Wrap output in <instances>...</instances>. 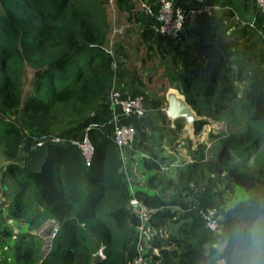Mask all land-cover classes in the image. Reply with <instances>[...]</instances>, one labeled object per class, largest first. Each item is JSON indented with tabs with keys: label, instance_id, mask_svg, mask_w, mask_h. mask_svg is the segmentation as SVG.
Wrapping results in <instances>:
<instances>
[{
	"label": "trees",
	"instance_id": "16d2710c",
	"mask_svg": "<svg viewBox=\"0 0 264 264\" xmlns=\"http://www.w3.org/2000/svg\"><path fill=\"white\" fill-rule=\"evenodd\" d=\"M233 3L234 0H205L207 8L195 15L187 31L188 37L200 42L214 40L219 23L233 16ZM252 3L253 28L260 29L264 37V11L256 9L254 0ZM0 4L4 9V14L0 13V72L7 67L8 60L14 58L36 67L32 90L23 100L19 93L13 92L10 79L0 78L1 102L15 105L16 109L20 107L19 123L0 117V145L7 158L5 177L12 187L10 213L16 215L25 208L39 206L58 223L50 250L42 256L36 243L15 235L18 229L3 216L0 201V253L4 264H125L129 258L127 246L138 225V217L128 206L130 190L121 176L120 154L111 137L90 125L87 133L95 150L89 165L68 139H31L78 130L97 108L113 72L112 60L104 47L105 24L100 22L105 14L102 0H25L24 4L20 0H0ZM23 5L25 11L19 12L18 8L23 9ZM32 10L39 11V16ZM44 18L53 26H48ZM152 31L145 25L141 34L148 38ZM50 44L59 50L52 58L47 52ZM193 48L185 45L173 55L184 73L186 99L194 105L188 88L199 70H209L204 91L206 112L220 119L237 96L235 83L221 61H213V49L206 50L205 59H198ZM263 63L264 53L245 91L249 125L238 133L221 136L222 153L236 149L241 157L245 154L243 148L249 149L250 142L260 138L255 130L264 126ZM142 92L139 87L133 91ZM158 104L154 101V106ZM197 112L202 113L200 109ZM206 123L204 118L196 120L194 132L198 133ZM178 124L176 119L175 125ZM27 138L31 144L22 161L15 162L13 159ZM245 156L247 159L249 154ZM141 162L144 169L152 171L148 177L152 181L157 177L155 171L159 170V163L144 155ZM214 168L218 172L223 170L219 163H215ZM199 169V165H194L181 170L175 182L168 181L174 184V189L191 182L200 186L203 177ZM226 171L230 182H225L224 188L232 193L238 188L243 194L232 195L234 201L226 205L214 179L208 177L202 188L194 190L198 206L191 207L188 221L181 220L175 209L159 208L152 193L136 187L135 194L152 210L150 224L178 223L177 233L168 234L165 240L168 245L180 248L176 264H221L223 260L231 264V248L222 253L223 260L217 263L214 258L218 252L213 245L222 240L234 224L249 222L264 213L263 173L234 167ZM199 206L218 211L216 230L207 227ZM151 253L160 264L170 262L168 256L161 259L162 252L156 254L152 250Z\"/></svg>",
	"mask_w": 264,
	"mask_h": 264
},
{
	"label": "rangeland",
	"instance_id": "374dc122",
	"mask_svg": "<svg viewBox=\"0 0 264 264\" xmlns=\"http://www.w3.org/2000/svg\"><path fill=\"white\" fill-rule=\"evenodd\" d=\"M24 2L25 0H20L21 4H24ZM243 4L245 6L244 8ZM102 7L105 14L100 22L103 25L105 24L106 30L104 47L105 51L109 49L114 56L116 65L113 73H115L116 70H120V73H122L124 77L126 76L128 82L137 85L143 91L146 114L147 112L150 114V118L147 119L146 122H143V127L139 129L140 131H143V134H138L137 131L136 139V144L141 143L142 147L144 146L143 137L148 146L153 144V152L159 156L156 160L164 167L162 168L159 165L161 174H156L157 177L150 182H153L155 189L158 191L163 190L162 192L167 196L165 197L167 198V202L172 203V200L176 199L175 196L178 192L175 193L172 189L168 190L169 188L164 190L165 184L170 186V183L164 179L167 176H170L171 172L168 171V167H172V175H176L181 170H188L194 165H199V171L202 174L203 182L206 181L208 177H212L215 181L216 189L221 191L223 198L225 199V204L230 205L234 201L233 197H239L243 192H240V189L238 190L237 188L238 193L234 190L233 194L231 191L228 192L227 189L224 188V183L230 182V178L226 171L228 168L234 167L240 171L248 172L260 171V173H263L264 175L263 125L260 130H255L258 131L256 134L260 133L259 140L256 142H250V152L249 149L243 148L242 151L245 150V154L241 157L237 155L240 154V152L236 149L229 150L228 153L224 150L225 153H222L221 147L219 146L221 136L232 132L238 133L244 130L246 125H249L248 113L245 107V91L248 89V83L254 68L259 65L262 53H264V37L262 36V31L260 29L255 30V28L249 25L250 21L254 22V12H251L249 14L250 16H247L246 13L250 11V8L245 0L241 3L240 0L237 2L234 0V3L232 4L233 16L227 18L225 22L219 23L218 33L214 40L204 42L198 40L194 41V38H189L188 33H186L187 31H185L183 33L186 35L182 39V42L177 43L171 38H169L170 41L167 37L162 38L158 36L154 30L152 33L149 32L148 38H145L141 34L139 24L127 21V23L132 25H126V22L122 17H117V15L113 14L114 6L111 8L108 0H102ZM18 10L19 12H24V5L23 9H20L19 7ZM0 13L4 14V9L1 4ZM32 13L39 16V11L32 10ZM137 13H139V15H137L136 18L140 21V24H145L146 20L144 19L145 21H142L143 13L139 10L136 11V14ZM45 23L50 27L53 26L48 19H45ZM108 23L111 28H107ZM118 24H125L128 26L127 29H129V31L124 30L125 33L124 35L121 34V36H116L117 34L113 35L111 29L118 26ZM230 28L232 29L230 30ZM105 42L108 43L105 44ZM185 45L194 47L193 49L195 50L198 59H200L199 56H206L205 54L208 48L213 49L215 52L213 61L216 62L217 60H220L224 69H228V72L235 83L237 96L230 102L229 107L224 110L223 116L220 119L207 114L204 103V91L209 81V70H199L198 73L194 75L193 81L188 88V94L194 101L195 106L190 103L191 106L196 111L197 109L201 110L202 113L199 114L207 118V123L198 133L194 132L190 134L185 118L179 117L178 121L180 124L177 125V128L179 129L177 132H180L179 135L181 138L176 139L177 137L169 136L171 131L169 126L170 119L166 114L167 99L165 94L168 89L176 88L185 97L187 95V92L185 93L183 91L185 84L182 81V76L184 73L178 61L174 59L173 56L177 49ZM58 51L59 50L55 45L50 44L47 51L50 55L48 57L52 58L57 56L54 54L58 53ZM35 69L36 67L27 63L26 60L20 58L10 59L7 62V67L4 66V70L0 72V78L3 80H6V78L10 79L14 87L13 92L15 94L19 93L23 100L27 93L32 90ZM156 100L159 104L154 106V101ZM3 103L6 102H1L0 100V117L19 123L20 107L16 109L15 105ZM91 115H93V112L90 113L89 117ZM84 127L79 128L77 132L81 134ZM107 132L109 131L107 130ZM167 132L169 134H166ZM177 132H175V134H177ZM109 133H111V130ZM159 133H162L161 137ZM136 144L135 148L137 147ZM253 149L256 151L251 152ZM140 151L145 153L144 148L140 147ZM22 154L23 153L20 152L13 160L15 162H21L23 157ZM137 154L138 153H136V158H139ZM246 154H249L247 159L245 158ZM176 156H178V159L176 160V163H174L173 159H175ZM171 161L173 162V165L168 166ZM215 163L221 165L223 168L221 172H218L214 168ZM6 164L7 158L3 152V147L0 145V184L1 182L4 184L3 187L0 185V201L2 202L4 210L3 216L9 222L14 223L13 226L18 229L15 234L16 236L26 238L28 242L36 243L40 248L42 256H44L50 250L51 240H49V238L51 230L55 225L53 226L54 223L50 220V222H45L50 217H48L39 206L28 209L25 208L16 213V215L10 213L9 203L12 198V187L10 180L6 178L4 174ZM141 171L142 173H146L144 176L142 174L140 180L136 182V186H141L143 182H146L145 180L148 179L150 173H152V171H147L143 167H141ZM134 175L139 179L137 174ZM3 178L4 181H2ZM203 182L199 184L200 186L188 188L190 196L184 195L186 190L180 191L179 193L183 196L180 197L181 199L173 202L176 206L174 204H172L173 206H170L174 207L177 214L180 215L182 219H185V217L191 219L189 213L193 203L192 199H194V190L202 188ZM168 203H166V205H169ZM130 210L134 213V210ZM51 219L56 221L54 218ZM151 226L152 225L146 228V233L148 232V234L158 235L160 238L162 235L164 236L165 248H163V251L158 252V254L162 252L163 257L161 256V259L163 260L165 256H168L170 258L168 264H176L179 258L180 248L174 244L168 245L165 240L168 234L177 233L178 223L168 221L164 226H160L156 228V230L154 229L153 232H151ZM150 250H152V248H150ZM154 250L155 249L153 248V251ZM150 254L152 255V253ZM128 255L129 254H127V256ZM231 257L232 254L229 258ZM151 258H153V264H157L156 260L159 259L152 256ZM214 260L217 263L222 261V253L218 252ZM0 264H4L1 253Z\"/></svg>",
	"mask_w": 264,
	"mask_h": 264
},
{
	"label": "built area",
	"instance_id": "2783aa9c",
	"mask_svg": "<svg viewBox=\"0 0 264 264\" xmlns=\"http://www.w3.org/2000/svg\"><path fill=\"white\" fill-rule=\"evenodd\" d=\"M110 3L113 0H108ZM143 13L150 17L148 23L155 33L164 37L171 38L175 42L180 43L185 37L187 23L195 17L197 13L202 12L207 8L205 0H155L153 3L147 0H137ZM256 9L264 11V0H254ZM155 5V6H154ZM125 24H118L113 28V33L117 35L123 34L125 31ZM249 25L255 27L254 22L250 21ZM232 28H230L231 30ZM229 32V31H228ZM187 33V32H186ZM111 42V41H110ZM109 42V44H110ZM109 46V45H108ZM112 60L113 70L116 65L114 56L109 49L106 51ZM200 59H205V56H199ZM264 67V63H263ZM111 77H114L112 72ZM107 102L117 107L113 111L112 128L110 137L116 145L121 159V173L123 179L126 181L130 190V197L128 199V206L134 210L138 217V225L134 232V242L131 249V254L125 264H153L151 258V251L153 250L151 234L146 233V228L150 226L151 210L145 206L141 198L135 194L136 182L140 180L135 177V171L138 167L132 168L131 164L133 158H136V153L140 158L143 153L135 148L137 139V126L127 121L131 118L137 121L146 115V106L144 103V96L142 93L122 92L117 87L110 88L105 93ZM91 124H88L79 134L76 129L66 132H60L49 135H41L40 137L32 136V141H39L43 139L61 140L68 139L79 150L85 161L89 165L94 156V144L88 136L87 130ZM79 134V135H78ZM142 154V155H141ZM141 167L142 164H141ZM138 176V175H137ZM194 187L191 182L189 184ZM199 212L202 214L205 224L211 230L218 228L219 213L212 207L199 206ZM56 228H53L50 235H54ZM152 248V250H150ZM160 264L159 260H156Z\"/></svg>",
	"mask_w": 264,
	"mask_h": 264
},
{
	"label": "crops",
	"instance_id": "0c3cea01",
	"mask_svg": "<svg viewBox=\"0 0 264 264\" xmlns=\"http://www.w3.org/2000/svg\"><path fill=\"white\" fill-rule=\"evenodd\" d=\"M147 1H149V2H154L155 0H147ZM238 0H235V2H237ZM241 2H244V0H240V3ZM245 2H247L246 4L248 5V7L250 8V11H246L247 13V16L251 13V12H254L253 11V3H252V0H245ZM111 8L113 7V14L114 15H117V17H122L123 19H124V21L126 22V25H132V24H129V23H127V21H132V23H136V24H139V28H141L140 30L142 31V27L141 26H144V25H146V26H148L149 27V25H148V23H149V21L151 20L150 19V17L149 16H146L144 13H143V10L141 9V7H140V5H139V3H138V1L137 0H114L113 2H111ZM245 6H244V4H243V8H244ZM137 10H139L141 13H143V15H142V21H145L146 20V23L145 24H143V25H141L140 24V21L136 18V16L137 15H139V13H137L136 14V11ZM145 19V20H144ZM193 21H194V18L192 19V20H190V22L189 23H187V25H186V31H188V28H189V26L193 23ZM115 26V25H114ZM113 26V27H114ZM127 27L128 26H126V29H125V31H129V29H127ZM107 28H111V27H109V23L107 24ZM137 28V27H136ZM151 28V27H150ZM152 29V28H151ZM113 30V28L111 29V31ZM153 30V29H152ZM110 33V32H109ZM125 33V32H124ZM124 33L122 34V35H124ZM129 33V32H128ZM157 34V33H156ZM158 36H160V37H162V38H165L164 36H162V35H160V34H157ZM116 36H121V35H116ZM167 39H169V38H167ZM170 40V39H169ZM171 41V40H170ZM112 87H117V88H119L122 92H133L134 91V89L136 88V87H138L137 85H133L132 83H130V82H128V79L126 78V76L124 77L123 75H122V73H120V70H116L115 71V73H114V77H110V79L108 80V83H107V85H106V87H105V90H104V93L102 94V96H101V98H100V100H99V103H98V105H97V108L95 109V111L93 112V115H91L90 117H88L87 119H86V121L83 123V125H81V126H79V128H82V127H84L85 125H87V124H92L93 126H96V127H98L99 129H101L103 132H105L106 134L107 133H109L110 132V130H111V128H112V119H113V111L114 110H117V107L115 108V109H113V106L112 105H110L108 102H107V100H106V96H105V93L107 92V91H109L110 90V88H112ZM167 114V113H166ZM150 114H149V112H147V114L143 117V118H141V119H139V120H137V121H134L133 119H131V118H129V119H127V121H130V122H132V123H134L136 126H137V131H138V134H140L141 133V135L143 134V131H140L139 129L140 128H142L143 127V122H146L147 121V119H149L150 118V116H149ZM145 119V120H144ZM170 119V118H169ZM178 119V118H177ZM176 120V119H175ZM175 120L174 121H172L171 119H170V121H169V126H170V135L169 136H173V137H177L176 139H180L181 137H180V135H179V133L180 132H177L179 129L177 128V126L175 125ZM107 130L109 131V132H107ZM173 130V131H172ZM182 130V129H181ZM175 132H177V134H175ZM160 134V133H159ZM166 134H169L168 132L166 133ZM109 135V137H110V133L108 134ZM162 136V133L160 134V137ZM154 140H156V139H154ZM143 142H144V146L142 147L141 145V143H139V144H136V146H137V150H139L140 151V147L141 148H144V150H145V153H143L144 154V156L145 157H147V158H150V159H152V160H155V161H157L156 159L157 158H159V156H158V154H156V153H154L153 152V144H150L149 146L145 143L146 142V140L144 139V137H143ZM157 143H159V142H157ZM30 144H31V142H30V140H28V138H27V140H26V143H25V145L23 146V148H21L22 150L20 151V152H22L23 154L26 152V150H27V148L30 146ZM141 152V151H140ZM142 153V152H141ZM22 154V155H23ZM139 154V153H138ZM142 155V154H141ZM19 156H21V155H19ZM139 156H140V154H139ZM143 156V155H142ZM178 159V156H176L175 157V159H173V162L174 163H176V160ZM158 162V161H157ZM172 161L169 163V165L168 166H172L173 163ZM159 163V162H158ZM131 164V166H132V168H135V167H138V169L135 171V174H137L138 176L137 177H139V176H142V174H143V176H144V173H142V171H141V164H142V162H141V160H140V157L139 158H133V162L132 163H130ZM159 165H160V167H162V168H164L163 166H161V163H159ZM168 171L169 172H171L170 173V176H167L166 178H164L165 180H169V179H171L173 182H175L176 180H177V177H178V173L176 174V175H172V167H168ZM155 173L156 174H158V175H160L161 174V172H160V169L159 170H156L155 171ZM5 174V173H4ZM121 176H123L122 175V173H121ZM144 180V179H143ZM2 181H4V178L2 179ZM146 182H143L142 184H141V186L139 185V188L140 189H143V190H145V191H148L149 193H152L156 198H157V200H158V207L159 208H162V209H164V208H171V209H174V207H170V206H173L172 204H174L175 206H176V204L175 203H173V202H176L178 199H181L180 197H182L183 195H181L179 192L180 191H184V190H186V192H184V195L185 196H190V192H189V189L188 188H190V186L189 185H186V186H182L183 187V189H182V187L181 188H176V189H174V186H172V185H174V184H172V182H169L170 184V186H168L167 184H165L164 186H165V189L164 190H167L168 188V190H173L175 193L176 192H178L177 194H176V199H173L172 200V203H168L167 202V198H165V197H167L166 196V194H164V192H162V191H158L157 189H155V187H154V184H153V182H150V180L149 179H146L145 180ZM149 181V182H148ZM152 183V184H151ZM0 185H2V187H3V183L1 182V184ZM189 193H188V192ZM192 201H193V203H192V206H194V205H197V202H196V200L195 199H192ZM166 203H168L169 205H166ZM190 214V213H189ZM53 222L54 224L56 223V221H53V219H51V218H48L45 222ZM181 220H186V221H188V220H190L189 219V217H185V219H182V217H181ZM166 222H168V221H166ZM166 222H164L163 224H160V225H158V226H156V225H152L151 226V232H153V230L155 229L156 230V228H158V227H160V226H164L165 225V223ZM54 224H53V226H54ZM152 235V234H151ZM134 233L132 234V236H131V239H130V241H129V243H128V246H127V253L129 254L128 255V257L130 256V251H131V249H132V245H133V242H134ZM152 238H153V240H152V245H153V247H154V249H158V251H157V253L156 254H158V252H160V251H163V248H165V245H164V236L162 235V237L160 238L158 235H155V234H153L152 235Z\"/></svg>",
	"mask_w": 264,
	"mask_h": 264
},
{
	"label": "clouds",
	"instance_id": "9594fccd",
	"mask_svg": "<svg viewBox=\"0 0 264 264\" xmlns=\"http://www.w3.org/2000/svg\"><path fill=\"white\" fill-rule=\"evenodd\" d=\"M112 34L114 35L113 30ZM54 225L53 228H56L57 231V221ZM221 234L223 235V233ZM53 236L50 235L49 240ZM213 247L219 253H223L230 247L232 250L231 264H264V213L249 222L234 224L227 235H224V238ZM221 264H229V261L223 260Z\"/></svg>",
	"mask_w": 264,
	"mask_h": 264
},
{
	"label": "water",
	"instance_id": "95a60500",
	"mask_svg": "<svg viewBox=\"0 0 264 264\" xmlns=\"http://www.w3.org/2000/svg\"><path fill=\"white\" fill-rule=\"evenodd\" d=\"M166 113L167 116L174 121L179 117H184L187 122L188 131L190 134L194 133V124L196 120L206 119L203 115L199 114L187 101L186 97L180 93L176 88H170L166 91ZM58 226V225H57ZM157 253V250H154Z\"/></svg>",
	"mask_w": 264,
	"mask_h": 264
}]
</instances>
